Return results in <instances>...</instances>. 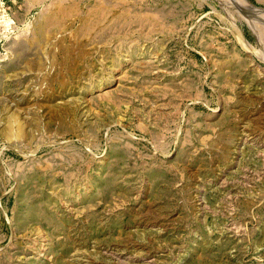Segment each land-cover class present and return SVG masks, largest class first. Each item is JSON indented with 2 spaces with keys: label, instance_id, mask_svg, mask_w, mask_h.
I'll list each match as a JSON object with an SVG mask.
<instances>
[{
  "label": "rangeland",
  "instance_id": "rangeland-1",
  "mask_svg": "<svg viewBox=\"0 0 264 264\" xmlns=\"http://www.w3.org/2000/svg\"><path fill=\"white\" fill-rule=\"evenodd\" d=\"M0 264H264V0H0Z\"/></svg>",
  "mask_w": 264,
  "mask_h": 264
},
{
  "label": "bare ground",
  "instance_id": "bare-ground-1",
  "mask_svg": "<svg viewBox=\"0 0 264 264\" xmlns=\"http://www.w3.org/2000/svg\"><path fill=\"white\" fill-rule=\"evenodd\" d=\"M51 41V40H50ZM16 122V121H15ZM11 131H14L13 124H11ZM18 132V131H17Z\"/></svg>",
  "mask_w": 264,
  "mask_h": 264
}]
</instances>
